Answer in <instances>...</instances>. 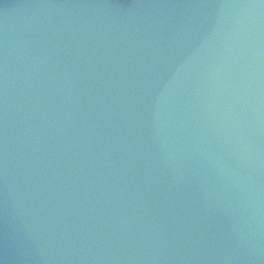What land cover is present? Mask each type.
I'll list each match as a JSON object with an SVG mask.
<instances>
[{
    "label": "water",
    "instance_id": "obj_1",
    "mask_svg": "<svg viewBox=\"0 0 264 264\" xmlns=\"http://www.w3.org/2000/svg\"><path fill=\"white\" fill-rule=\"evenodd\" d=\"M0 264H264V0H0Z\"/></svg>",
    "mask_w": 264,
    "mask_h": 264
}]
</instances>
